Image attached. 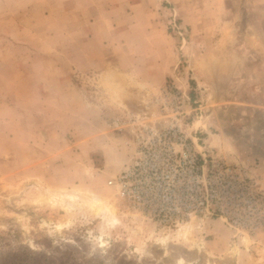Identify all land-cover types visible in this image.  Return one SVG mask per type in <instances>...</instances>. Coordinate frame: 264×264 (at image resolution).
Wrapping results in <instances>:
<instances>
[{
  "label": "rangeland",
  "instance_id": "rangeland-1",
  "mask_svg": "<svg viewBox=\"0 0 264 264\" xmlns=\"http://www.w3.org/2000/svg\"><path fill=\"white\" fill-rule=\"evenodd\" d=\"M0 264H264V0H0Z\"/></svg>",
  "mask_w": 264,
  "mask_h": 264
}]
</instances>
